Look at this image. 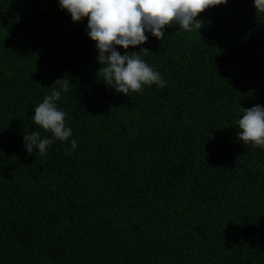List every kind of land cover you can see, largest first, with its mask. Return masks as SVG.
Here are the masks:
<instances>
[{
  "label": "trees",
  "instance_id": "1",
  "mask_svg": "<svg viewBox=\"0 0 264 264\" xmlns=\"http://www.w3.org/2000/svg\"><path fill=\"white\" fill-rule=\"evenodd\" d=\"M198 19L129 46L166 84L126 95L87 17L0 0V264H264V147L237 138L241 107L264 106V13L228 0ZM53 89L67 141L32 118Z\"/></svg>",
  "mask_w": 264,
  "mask_h": 264
},
{
  "label": "clouds",
  "instance_id": "2",
  "mask_svg": "<svg viewBox=\"0 0 264 264\" xmlns=\"http://www.w3.org/2000/svg\"><path fill=\"white\" fill-rule=\"evenodd\" d=\"M228 0H59V6L71 15L73 21L87 17V34L96 42L97 60L101 67L98 73L103 82L114 87L118 93L142 92L143 85L166 84L161 75L150 67L139 53L150 49L127 51L148 40L147 33L162 40L166 26L178 25L180 29L191 32L200 30L203 24L198 19L200 13L212 6L226 4ZM257 14L264 13V0H254ZM117 46L125 52L121 54ZM60 82V79L56 80ZM62 90H69V81H62ZM61 91L53 89L43 101L34 107L33 120L45 132L60 141H67L72 129L66 127V113L59 110L56 101L60 100ZM242 117L238 119L237 133L239 141L251 142L254 147H264V106L241 107ZM28 154L34 147L43 155L52 140L41 138L39 132L24 135ZM77 142L71 141L75 149Z\"/></svg>",
  "mask_w": 264,
  "mask_h": 264
}]
</instances>
